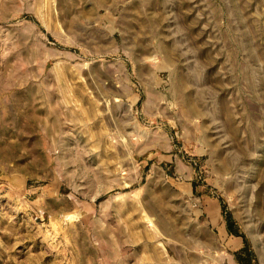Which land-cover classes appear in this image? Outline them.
I'll return each instance as SVG.
<instances>
[{"label": "rangeland", "instance_id": "obj_1", "mask_svg": "<svg viewBox=\"0 0 264 264\" xmlns=\"http://www.w3.org/2000/svg\"><path fill=\"white\" fill-rule=\"evenodd\" d=\"M264 264V0H0V264Z\"/></svg>", "mask_w": 264, "mask_h": 264}, {"label": "crops", "instance_id": "obj_2", "mask_svg": "<svg viewBox=\"0 0 264 264\" xmlns=\"http://www.w3.org/2000/svg\"><path fill=\"white\" fill-rule=\"evenodd\" d=\"M230 264H237V263H235L233 260H231V263Z\"/></svg>", "mask_w": 264, "mask_h": 264}]
</instances>
